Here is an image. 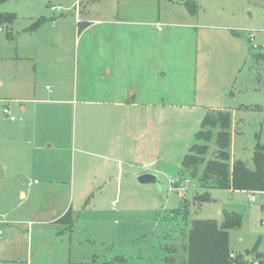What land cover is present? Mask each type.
I'll return each instance as SVG.
<instances>
[{
    "label": "rangeland",
    "instance_id": "obj_1",
    "mask_svg": "<svg viewBox=\"0 0 264 264\" xmlns=\"http://www.w3.org/2000/svg\"><path fill=\"white\" fill-rule=\"evenodd\" d=\"M189 1L197 5L195 14L186 6ZM117 6L136 7L144 13L141 16L150 17L153 53H159L160 44L166 48L161 40L164 36L156 27L158 22L175 19L182 27L178 30L186 33L182 46H173L169 39L167 42V54L175 48L182 52L183 76L181 92L172 100L177 103L175 111L181 113L171 125L176 130H170L155 162L156 169L165 170L149 173L158 176L160 184L141 185L137 180L134 186L119 188L114 181L109 186L100 183L102 188L98 189H73L53 175L47 180L30 172L21 186L0 182V222H9L7 226L0 223L5 230L0 247L7 251L15 249L19 264H27L28 259L33 264H92L95 258L103 262L117 256L125 257L129 264H158L163 233L182 235L189 231L193 219L221 223L226 212H236L243 218L242 225L230 231V249L237 257L236 263L254 264L257 260L260 264L252 251L264 254V195L208 186L207 189L198 178L187 176L188 172L182 174L190 184H180L183 177L178 173L206 114L216 116L225 110L233 114V159L245 160L252 166L256 145L264 144V0H9L1 4L0 13L14 14L16 18L10 26H0V166L29 167L27 154L22 160L13 156L17 147H11L6 133L14 123L4 110L8 107L20 124L21 104L31 106L26 102L36 99L62 103L49 106L46 111L49 127L54 122L53 148H64L69 164L80 161L78 80L86 69L94 72L98 66V45L87 46L85 40L95 36L98 25L84 38L79 37L77 21L95 23L98 10ZM42 18L48 21L30 32ZM250 35L255 36L253 43ZM95 122L97 125V119ZM217 132L218 129L214 130V139ZM209 148L208 157L213 158L218 150L214 141ZM68 172L72 175L71 168ZM125 172H129L127 167ZM63 177H68L66 171ZM173 178L189 190L181 214L175 210L184 201L179 192H173L179 191L178 185L171 190ZM35 180L39 185L34 184ZM124 192H128L133 204L123 201ZM206 193L210 201L193 205L196 198ZM251 195L256 198L254 202ZM125 202L129 204L125 206ZM66 207L71 209L76 222L71 234L56 224ZM188 219L190 222L185 224ZM29 227H33L30 238ZM170 241L167 246L172 245Z\"/></svg>",
    "mask_w": 264,
    "mask_h": 264
},
{
    "label": "crops",
    "instance_id": "obj_2",
    "mask_svg": "<svg viewBox=\"0 0 264 264\" xmlns=\"http://www.w3.org/2000/svg\"><path fill=\"white\" fill-rule=\"evenodd\" d=\"M142 14L144 13L141 10L132 6L104 7L98 10V18L95 23L81 19L77 21V25L83 24L84 29L80 31L77 26V31L79 37L84 36V38L95 24L98 25L95 36L85 39L88 42L87 46L98 45V52H95L98 56V66L94 72H88L90 71L88 69L83 70L84 74L78 80L80 81L77 94L80 99L78 102L80 104L79 124L82 125L77 137L81 146L80 161H73V164H69L67 151L64 148L60 151L53 148L52 128L54 122L51 121L53 126L49 127L46 111L47 107L62 103L53 100L46 102L37 99L25 100L26 103L32 105L21 104V115H23L19 118L21 122L20 124L16 123L18 120L13 122L14 124L8 128L9 132L6 133V136L12 144L11 147H17V152L13 156H18L22 160L23 156L27 154L25 158L30 157L28 160L26 159L30 160V165L28 168L14 166L13 169H10L7 164H2L0 166V170H2L0 182L9 181L21 186L28 178L27 173L30 172L41 175L47 180H51V177L54 176L59 182H68L73 189H98L102 188L99 187L100 183L109 186L114 181L120 188L121 185L129 186L131 184L134 186L138 177L144 173L160 174L159 172H164L165 169H156L157 163L155 162L161 155L170 130H176L171 125L176 122L181 113L175 111L178 108L177 103L172 100H176L177 93L181 92L183 76L181 74V50L174 47L175 51L167 54L166 48L168 39L173 46H182V40L186 33L178 30L182 27L176 23L175 19L163 20L162 24L158 22L156 27L159 31H157L164 36L161 37V40L166 48L160 44L159 53H153L150 36L152 23L150 17H143ZM42 19L45 22L48 21L46 18ZM193 28L196 29V27ZM195 34L196 41H199L198 32L195 31ZM91 75L93 78L90 77ZM227 94L232 95L231 93ZM66 102L69 100L64 103L67 104ZM190 115L193 116L192 112ZM231 115L233 121V114ZM96 119L97 125H95ZM180 124L182 125V123ZM184 130H187V125ZM234 131L237 132L236 126ZM69 137L71 138V136ZM165 154L167 155V153ZM22 162L24 163L25 160ZM126 167L129 172H125ZM70 168L72 175H69L68 172ZM65 171L68 177H63ZM76 171L79 173L77 177ZM183 182L190 184V180L188 182L184 178L180 184H184ZM29 184H31V180H29ZM34 184L39 185L36 180ZM180 186L178 185L177 190H181L183 186ZM200 187L207 188L202 184ZM188 191L185 196L181 191L173 192H179L184 201L187 199ZM132 193L134 192L132 191ZM124 194L123 201L133 204V200H130L131 197H127L128 192H124ZM22 196L25 197L26 194L22 193ZM129 203L125 202L124 205ZM185 203L184 201L179 207L181 210L178 208L175 211L181 214ZM194 204L201 205L196 201ZM68 212L72 213L71 209L66 207L56 220V224L62 226L64 232L71 234L76 226L74 216L72 215L74 221L72 226L68 225V221L60 223V220ZM173 212H171L172 217ZM180 221L182 222V220ZM189 222L190 219L185 224ZM0 223L5 226L9 225V222L5 221ZM29 226L31 227V224ZM30 227L27 230L29 238L33 228ZM0 230L3 231L4 236V228H0ZM188 233L189 231L182 235L163 233L162 243L159 247L162 252V256L159 257L161 263L158 264H187ZM170 239L172 245L167 246ZM8 242L9 240H7ZM16 253L15 249L7 251V248L0 247V264H19L15 260ZM28 255H30L29 251ZM123 258L125 263L129 264L127 259ZM105 262L110 261L102 262L95 258L93 263L103 264ZM27 264L33 263L28 259ZM141 264L155 263L149 261ZM246 264L250 263L246 262Z\"/></svg>",
    "mask_w": 264,
    "mask_h": 264
},
{
    "label": "trees",
    "instance_id": "obj_3",
    "mask_svg": "<svg viewBox=\"0 0 264 264\" xmlns=\"http://www.w3.org/2000/svg\"><path fill=\"white\" fill-rule=\"evenodd\" d=\"M9 0H0V5ZM190 12H197L195 2H186ZM16 16L14 14L0 13V26H10ZM38 20L29 31H35L43 23ZM80 31L83 24L79 23ZM218 132L214 139V130ZM232 115L229 111H219L216 116L206 114L200 131L195 135V141L185 155L179 174L183 177L185 172L190 178L199 181L210 188L229 189L233 192L264 193V144L258 143L252 156V166L245 160L233 159L230 150L232 145ZM214 141L218 150L213 158L209 144ZM211 157V156H210ZM183 173V174H182ZM179 175V176H180ZM184 178V177H183ZM196 203L210 201L208 193L196 198ZM68 221L70 226L74 223L72 213L68 212L60 223ZM243 218L239 213L226 212L221 223L212 219H194L187 236V264H237L230 258V231L242 225ZM262 261L263 255L256 250L252 251ZM238 261V259H237ZM95 264V263H92ZM103 264H126L123 257Z\"/></svg>",
    "mask_w": 264,
    "mask_h": 264
},
{
    "label": "built area",
    "instance_id": "obj_4",
    "mask_svg": "<svg viewBox=\"0 0 264 264\" xmlns=\"http://www.w3.org/2000/svg\"><path fill=\"white\" fill-rule=\"evenodd\" d=\"M254 39H255V36L254 35H250V42H254ZM253 47L254 48H257V45H255V44H253ZM4 114L9 118V120L10 121H12V122H15V121H17V118H15L14 116H12L11 115V112H10V110L8 109V108H5V110H4ZM180 182V180L179 179H173V180H171L170 181V183H171V190L173 191V190H176V186L178 185V183ZM187 185H184L182 188H181V190L179 189V191H181L183 194H185L186 193V191H187ZM250 199H251V201H255L256 200V198L253 196V195H251L250 196ZM263 224H264V219H263ZM3 236V231L2 230H0V238ZM230 258L232 259V260H236V256L233 254V253H231L230 254ZM254 264H259V261H255V263Z\"/></svg>",
    "mask_w": 264,
    "mask_h": 264
},
{
    "label": "water",
    "instance_id": "obj_5",
    "mask_svg": "<svg viewBox=\"0 0 264 264\" xmlns=\"http://www.w3.org/2000/svg\"><path fill=\"white\" fill-rule=\"evenodd\" d=\"M0 174H2V170H0ZM138 183L141 185L152 184L159 185L158 177L152 174L144 173L138 177Z\"/></svg>",
    "mask_w": 264,
    "mask_h": 264
}]
</instances>
